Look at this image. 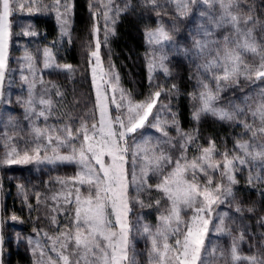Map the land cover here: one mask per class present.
I'll use <instances>...</instances> for the list:
<instances>
[{
  "label": "snow or ice",
  "instance_id": "6c2138e0",
  "mask_svg": "<svg viewBox=\"0 0 264 264\" xmlns=\"http://www.w3.org/2000/svg\"><path fill=\"white\" fill-rule=\"evenodd\" d=\"M243 2L244 0H167V3H174L179 16H186L191 11L190 5L197 3L207 6L208 9L200 12L201 17L207 18L208 25L200 24L197 29L198 35H202L203 38L193 37L191 50L179 49L185 56L191 55L193 59L207 57L203 63L197 64V68L210 74V79L216 83L213 90L208 82L198 76V95L191 93L190 96L193 101H199V107L194 109L192 118L199 122L203 115H211L220 121L236 122L241 115L250 112L254 121L259 120L260 126L255 127L246 120H239V123L246 132L251 133L252 140H255L258 136H264V88L256 93L257 101L254 108L247 104L250 97L246 98L248 112L240 105H235L231 110L216 106L220 99L219 94L224 90L222 84H236L241 76L253 83L264 82V45L259 44L254 35L257 21L251 14L252 7L249 6L248 13L245 14L242 9ZM111 3L112 0H108L107 4L101 0V7L106 9L103 14L106 21L110 19ZM34 4L35 0H0V85L4 80L7 41L11 35L9 17L16 10L27 9L31 12ZM59 5L60 0H55L57 9ZM215 5H219L220 8L218 16L212 14ZM143 6H151L157 14L158 9L163 7L158 0H143ZM65 10H69L67 6ZM119 11L117 8L116 13L119 14ZM57 19L61 20L59 12ZM67 23V20L62 21V35L68 34L63 26ZM222 28H230L231 32L223 37L222 46L216 47L221 41L209 37ZM98 31L94 25L93 32ZM24 35L36 33L25 32ZM145 38L151 48V59L148 61L151 81L152 73L157 68L162 69L166 75L169 74L165 64L168 58L166 49L173 46L174 41L163 26L146 31ZM99 48L100 42L97 39L96 50L90 53L96 58L97 66L100 63ZM246 53L257 57L259 63L255 65L245 63L243 56ZM44 57V67L48 68L53 59L48 49L44 50ZM27 59L32 60L30 56ZM57 67L68 70L72 68L71 65ZM92 73L95 84L96 67L92 69ZM22 78L27 80V77ZM112 79L115 83L111 85L113 92L111 97L108 96L106 89L96 84V107L99 115L91 126L83 122L75 132L69 126L38 127L35 120L41 117L45 121L48 119L51 101L44 97L34 98V82L29 86L28 99L23 102L24 118L30 122L32 137L30 143L34 144V147L30 149L26 147L22 152L18 150L15 141L21 138L19 132L9 135L7 131L9 127H16L13 118L9 116L6 121L0 122V127L4 128V131L0 132V142H3L5 148L0 165L60 162L75 164L78 169L73 177L58 178L62 187L67 188L69 184L72 187L67 188L65 193L53 197L54 200H58L62 195L64 204L73 206L71 226L56 237H47L45 234L51 242L48 251L55 253V257L48 255L39 241L35 242L33 254L36 255L38 252L40 257L36 264H41L45 257L47 264H137L135 247L130 240L129 189L134 188L137 196L141 191L150 190L153 187L148 183L150 174L161 177L155 188L169 202L167 214L159 216V224L155 231L148 224L138 223L137 226V232L146 236L150 242V264H216L219 261L223 264L242 262L264 264V257L257 259L256 255H241L235 239L227 252L211 241L210 247L205 244L210 232L214 235H231L230 229L225 226L228 213H216L217 222L213 223V212L227 198L235 199L232 185L237 183L234 172L239 166H247L249 161L264 162V144L257 147L255 143L248 141L237 142L236 148L243 156H233L230 159L225 152L222 154L221 163L214 159L217 149L215 143L210 141L209 147L203 148L200 155L189 160L186 155L187 145L192 143L194 138L181 131L173 113L172 124L184 138L180 145L181 155L173 160L172 156L160 147L172 143V138L165 127L169 122L160 120V109L153 114L161 91L150 93L144 101H135L129 93L118 87V76H113ZM173 87L175 88V85ZM117 92L118 97L115 95ZM111 105H115L114 113ZM150 116L153 117L152 121H149ZM146 126L155 128L162 136L155 138L153 142V137L143 135L142 130ZM27 143L29 142L26 141ZM61 148H68V154H61ZM41 151L45 153L43 157L40 155ZM49 151L52 155H48ZM168 165L174 166L165 175L164 168ZM216 172H219L221 182L214 185L213 174ZM201 175L204 177L203 183L200 181ZM248 181L250 184L253 181H264V176L259 173L253 175L250 171ZM81 188H85L86 195L81 192ZM37 202H40L39 194ZM137 202L141 207L144 206L143 201ZM156 203L159 204L160 201L157 200ZM235 210L242 212L239 205ZM53 211L58 209L53 208ZM187 211L191 212V216L185 220L182 213ZM12 219L15 220L17 217L13 216ZM52 222L56 223L55 216L52 217ZM2 239L0 237V242ZM29 244H33L31 239Z\"/></svg>",
  "mask_w": 264,
  "mask_h": 264
},
{
  "label": "rangeland",
  "instance_id": "374dc122",
  "mask_svg": "<svg viewBox=\"0 0 264 264\" xmlns=\"http://www.w3.org/2000/svg\"><path fill=\"white\" fill-rule=\"evenodd\" d=\"M104 4L108 3V0H102ZM174 4V3H173ZM68 7V11L65 7ZM91 6V10H90ZM128 6V0H112V11L109 13L110 19L105 20L104 12L105 8L101 7V0H89V11L91 15L90 20V33L91 40L89 42V48L87 51V64L86 70L88 72L91 89L93 92V109L89 108L86 114L79 112L84 107L83 99H78V102L71 106L70 102L64 95H61L60 84L62 82H71L75 80L76 72L75 68L71 70L57 67V65H70L65 62L64 52L66 46L71 39L72 28V10L73 0H60L59 8L55 7V0H35L33 10L29 12L27 9L16 10L9 17L10 33L11 35L7 41V65L4 70V80L0 85V122L6 121L9 116L13 118L16 127H9L7 129L9 135H14L19 132L20 139L15 141L16 147L21 152L27 147H34L30 141L32 137L30 135V122L25 119V108L23 102L28 99L29 86L34 82L33 96L36 99L44 97L46 100L51 101V108L48 114V119L45 121L43 117L35 120V124L38 127L56 126L62 128L69 126L73 132L80 127L81 123L87 122L89 126L98 119V109L96 107V84L101 85L102 89H106L109 97L113 95L112 83L115 81L113 76L119 77L118 87L124 89L131 95V98L135 101H144L149 97L150 93L155 91H161V95L158 98L157 105L153 109V114H156L157 109L159 111V118L169 123L165 126L169 136L172 138L171 145L164 144L160 147L170 154L175 160L181 155L182 149L180 145L184 142L183 136L178 134L175 125L172 124L173 113L177 120L176 112L173 103L168 98L169 84L168 77L170 74L169 62L174 56L188 60L193 68L196 70V76L203 78L209 83L210 87L215 90L216 83L210 79V74L204 73L197 68V64L203 63L207 57L200 59H193L191 55L185 56L179 49L193 48V37L202 39V35H198L197 29L200 24L208 25L206 17H201V11H208L207 6L197 3L190 5L191 11L182 16L186 19V26H188L191 34H185L184 37L178 36L179 31L176 32V36H173V30L171 27L165 26L163 23L155 27L145 29L143 32L144 50L136 59L133 60V70L128 73L127 79L130 85L125 86L122 82V77L115 67L113 60V53L110 48L111 37L115 34V26L118 21L119 15H121ZM119 8V14L116 13V9ZM58 12L61 16V20L58 21ZM95 13V15L93 14ZM212 14L218 16L220 14L219 5H215L212 9ZM34 17L51 18L56 25V35L53 38H49L48 35L41 33L40 28L35 24ZM67 20L68 23L63 25L67 30V35L61 34L62 21ZM96 26L99 31L94 33L93 26ZM163 26L164 29L169 32L173 37L174 45L167 48L168 58L165 64L169 70V74H165L160 68H157L152 73V80H149L148 61L151 59V48L146 43L145 32L149 30H155L158 27ZM107 30V42H105V34ZM25 32H35L36 35H24ZM231 32L230 28H222L216 30L212 37L209 39H216L221 41V44L216 47L222 46L223 37ZM254 35L257 42L264 45V19L263 21H257L254 29ZM186 40H185V39ZM97 39L100 42L99 66L96 64V58L92 57L90 53L96 50ZM48 49L52 56L51 66L44 67V50ZM31 57L30 61L27 57ZM245 63L249 65H255L259 63L257 57H254L250 53H246L243 56ZM31 65V70H30ZM96 67V82L93 83L92 69ZM140 68L145 71V84L142 87V81L140 80ZM22 77H27L24 80ZM223 91L220 92V99L216 102L217 107H224L231 110L235 105L246 107V98L248 105L255 107L257 96L256 93L259 89L264 88V82L256 81L255 83L246 80L241 76L238 83L223 85ZM57 92L60 94L58 95ZM198 85L196 88V94L198 95ZM118 97L119 93H115ZM54 96L56 98H54ZM63 96L64 99L59 97ZM19 101V102H18ZM82 102V103H81ZM194 109L199 107V101H194ZM81 103V104H80ZM161 105L167 107L162 108ZM40 107L39 105L37 106ZM113 113L115 112V105L110 106ZM193 109V111H194ZM79 113L80 115H78ZM193 113V112H192ZM211 116V115H203ZM202 116V117H203ZM78 117V119L76 118ZM201 117V118H202ZM212 117V116H211ZM153 117H149V121H152ZM239 120H246L249 124H254L255 127H259V120H253L250 112L247 115H241ZM179 124V123H178ZM179 128L183 133L190 134L194 139L193 142L187 145V157L191 160L193 157L200 155L203 148L209 147L210 140H204L199 138L195 131ZM4 128L0 127V132H3ZM144 136L159 138L162 134L155 128L146 126L142 130ZM198 136V137H196ZM26 141L29 143L26 144ZM248 141L255 143L257 147L264 144V136H258L255 140H252L251 133L246 132L242 125L237 131V142L243 143ZM78 146V143H77ZM5 148L3 142H0V158L3 157ZM61 154H68V148H61ZM223 153L220 152L214 154V159L222 163ZM231 159L233 156H243V153L235 148L226 152ZM41 157L45 155L43 151L40 153ZM48 155H52L49 151ZM107 159V157L105 158ZM264 162L261 161H249L247 166H239L238 170L234 172L237 183L232 185L235 199L229 197L224 203L215 208L213 212V223L217 222L216 213H228V217L225 220V226L230 229L231 235H214L209 233L208 238L205 241L206 246L210 247L209 241L212 244L218 245L226 252L230 249L233 239L236 240L238 245V251L243 256L256 255L257 259L264 257V233L261 232V228H264V197L260 196L257 192L251 190L257 186H261L264 189V181H253L251 184L248 181L249 172L253 175L259 173L264 176ZM174 165H168L164 168V174L172 170ZM77 166L75 164L60 163L49 164L47 162L37 164L35 162L28 164H12V165H0V264H21L16 256L9 262L8 255H14L17 251L21 252L29 260L27 263L36 264V261L40 259L37 252L33 254V248L35 242L39 241L41 246L45 248L48 255L55 257V253L48 251L50 247V241L47 237H56L61 231L71 226V216L73 215L72 205L64 204L62 195L60 199L54 200L53 197L58 194L65 193L67 188H71L69 184L67 188L62 187L58 182V178L67 179L73 177L77 172ZM161 177L150 174L148 183L156 189L155 185L160 181ZM190 179V175H189ZM201 183L204 182V177H200ZM221 178L219 172L213 174V184L220 183ZM227 183V181H223ZM241 182L245 184V189L237 187V184ZM23 186L22 188L20 186ZM11 191V201L9 204L10 212L5 210V197L8 192ZM146 191V190H145ZM81 192L85 195V188H81ZM37 194H39L40 202H37ZM130 208L131 211L128 215V220L131 226L130 240L135 247L137 264H150L149 250L150 242L146 236H142L137 232L138 223L148 224L151 229L155 231L159 224V216L161 214H167L169 202L166 199L163 210L160 211L155 222L147 221L141 210L139 202V195L134 188L129 189ZM16 201L15 203L13 201ZM31 205V207H29ZM239 205L242 212H237L236 206ZM53 208H57L58 211H53ZM253 209L248 211V209ZM15 209V210H14ZM18 209V210H17ZM185 220H188L191 216V212L187 211L182 213ZM15 216L17 219L13 220ZM55 216L56 223L52 222V217ZM139 218V220H138ZM210 229L212 225H209ZM27 229H30L27 231ZM47 234V237L45 236ZM242 237V239H241ZM33 241V244H29V240ZM131 253V249H130ZM211 259V258H210ZM30 261V262H29ZM26 263V262H25ZM24 264V263H23ZM41 264H47V258L45 257ZM216 264H223L222 261L216 262ZM246 264V262H242Z\"/></svg>",
  "mask_w": 264,
  "mask_h": 264
},
{
  "label": "trees",
  "instance_id": "16d2710c",
  "mask_svg": "<svg viewBox=\"0 0 264 264\" xmlns=\"http://www.w3.org/2000/svg\"><path fill=\"white\" fill-rule=\"evenodd\" d=\"M163 7L154 11L151 6L144 7L143 0H128V6L125 11L119 15L115 26V34L111 37L110 48L113 53V60L116 69L122 77L125 86L130 85L127 79L128 73L133 70V60L144 50L143 32L145 29L164 24L171 27L173 36L179 31L178 36L184 37L185 34H191L189 27L186 26V19L177 15L175 5L167 3V0H158ZM89 0H73L72 10V28L71 39L67 43L65 50V62L75 68V80L62 82L60 86L61 95H64L71 106L82 98L84 107L80 109L81 114H86L89 108L93 109V92L86 70L87 51L91 40L89 11ZM249 6L252 7V16L256 21L264 19V0H244L242 9L245 14L248 13ZM35 24L40 28L41 33L53 38L56 35V25L51 18L34 17ZM257 24V23H256ZM251 26V25H249ZM185 39V38H184ZM186 40V39H185ZM170 74L168 77L169 92L168 98L173 103L177 120L182 129L195 131L199 138L213 141L216 145V151L230 152L236 148L237 131L241 126L239 122H224L215 117L203 116L199 122L192 118V112L195 102L190 94L196 93L197 76L196 70L188 60L174 56L169 62ZM140 80L145 84V71L140 68ZM175 85V88L173 87ZM54 98H56L54 96ZM64 99L63 96L59 97ZM81 102V103H82ZM80 103V104H81ZM80 115L79 113H77ZM78 119V117H76ZM196 136V137H198ZM245 184L239 182L237 187L245 189ZM264 197V189L261 186L251 189ZM11 191L5 197V210H10ZM139 200L143 201L144 206L140 207L143 217L149 222H155L160 211L165 206L166 198L156 189L141 191ZM160 203L157 204L156 201ZM16 202L15 200L13 201ZM15 210V209H14ZM18 210V209H17ZM30 229H27L29 231ZM264 233V228H261ZM9 262L13 257L21 261V264H29L25 256L20 251L14 255H8ZM26 262V263H25ZM30 262V261H29ZM31 264V262H30Z\"/></svg>",
  "mask_w": 264,
  "mask_h": 264
}]
</instances>
